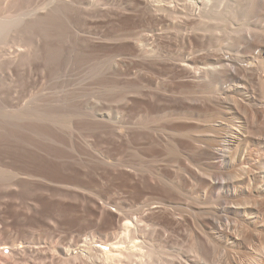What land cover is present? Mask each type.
I'll return each instance as SVG.
<instances>
[{
    "label": "bare ground",
    "instance_id": "obj_1",
    "mask_svg": "<svg viewBox=\"0 0 264 264\" xmlns=\"http://www.w3.org/2000/svg\"><path fill=\"white\" fill-rule=\"evenodd\" d=\"M107 1L11 0L0 12V199L51 181L20 148L58 149L62 130L94 122L120 155L83 162L119 167L125 193L98 195L114 219L82 251L18 246L0 228V264H264V0ZM132 14L137 25L116 26ZM99 17L108 31L81 37ZM72 58L99 92L119 95L113 117L82 109V88L27 97L29 70L54 83Z\"/></svg>",
    "mask_w": 264,
    "mask_h": 264
},
{
    "label": "rangeland",
    "instance_id": "obj_2",
    "mask_svg": "<svg viewBox=\"0 0 264 264\" xmlns=\"http://www.w3.org/2000/svg\"><path fill=\"white\" fill-rule=\"evenodd\" d=\"M32 1H33L32 4H36V1L40 3V2H43L44 0H32ZM123 1L128 2L130 0H108L106 4H104L103 7H105V5H108L109 3H114L116 5L117 2H123ZM10 2L11 0H1L0 12L1 10L8 7ZM6 13H8V11ZM131 16H133V14ZM117 20L120 23L117 22ZM117 20H116V23H117L116 26L118 25L119 27L121 26L126 27V25L130 27V25L134 26V25H137L139 22L136 16L131 17V20H126V24H125V20L123 19H120V20L117 19ZM107 24L108 23L105 20V18L99 17L97 20L95 19L91 21L87 26L88 28L84 30L85 33L82 31L80 35L81 37L86 35V31L89 32V29L90 31H94V32H99L101 30L102 32L104 31L107 32L109 27L112 26L111 24L110 26ZM142 29L143 28H141V30ZM139 30H140V27H136L133 29L125 30V31L136 32ZM122 31L124 30L118 31L116 33H119ZM163 45H166L168 47V42L163 41ZM116 46L111 45V49L116 50L118 47ZM167 47L164 46L166 50L168 49ZM175 49L181 51L183 47L182 45L178 44V46L175 47ZM167 51H169V49ZM62 52H65V50L63 49ZM116 52L118 53V51L116 50L110 54L111 56L114 57V59L117 60L120 56H119V53L116 54ZM110 54H107L108 57L107 55H105L106 57L104 56L107 59L108 64H110L111 61L113 60V57L109 56ZM104 57H102V59H105ZM106 59H105V62H106ZM71 60H70L71 61L70 64H68L70 65L69 67H66L65 69L63 68L60 69L59 74L61 75V79L56 80L55 81L56 83L55 82L52 83L51 81H49V77H43L41 73L37 74L35 70H31V71L29 70L30 76L28 77L27 81H28V84L30 85V90L28 92V94L29 93L30 94L27 97H29L31 94H37V93L42 92L44 88L46 89L50 87L52 84H54V87L56 86L58 89L62 88L61 90H63L64 87L68 88L67 86H69V89L82 88V92L84 95L81 96L79 100V102L82 100L80 102V107L82 109H86L94 113L100 112V113L110 114L113 117L116 114L117 110L121 109V106H119L121 105V103H119V95L110 98L106 94H102L101 92H99L98 91L99 85L97 84L98 77L96 76V74L94 73L90 74L89 70L88 72L85 69L84 70L81 69V67H79L76 64L75 58H72ZM93 61L95 60L93 59L91 61V64ZM95 124L96 122L92 124H87L86 126H84L82 131L74 130V131H71L70 134H67L64 132V130H62L68 136L65 134L64 136L61 131L60 134L62 138L63 137L65 138L63 139L61 138V142L63 143H60L58 145V149L57 148L54 149L55 151L53 149L51 150L50 147L52 146H49L50 143L49 141H47V139H44L42 141L43 143L41 142L42 144L40 148L42 149L39 150L40 151L39 153L35 152L37 151L35 148L31 147L32 149H29L27 145L24 148H20L22 151V154L25 151H27L26 149H28V151L29 150L31 151V152L29 151L30 153L25 152L23 154V157L21 159L23 163L25 164V162H27L30 168L33 167L31 168L32 170H36V168L39 169V167H41L39 170L42 172L41 169H43V173L46 172L45 174H43L45 176V179L48 178V180L49 181L51 180V181L47 183V180L44 181L43 179L40 183L41 185H39L37 189L32 185V183H26L22 188L19 187L15 190L17 197H14L13 199L8 198V197L0 199V226H1L0 228L2 229L3 234H4L2 235V238H5V239L11 238L13 240L15 238V243L18 244V246H24V245L28 246L30 244L33 245V244L39 243L42 246V249L44 250L47 249L46 250L47 252L52 251V250L59 251L62 248L63 249L67 248L71 251H77V250L82 251V249L85 248L84 246L86 244L85 243L86 241L91 242V240L97 239L100 235L106 232V229H108L107 221H109L110 218L114 219L115 209L114 207L109 206V205H106L107 207V208L105 207L106 209L101 207L102 200L98 198V195L100 196L102 194L103 196L105 195L106 197L109 195L107 197L108 199L109 197H112V196L114 198L115 197L117 198L119 196L123 197L125 196V193L122 190L123 180L121 178V174L120 172H117V171H120V169H118L119 167L117 166L112 167L113 166L112 165L109 168V166H107L104 162H102L103 164L101 162L97 163L95 159H94L95 164H94V161L92 162L89 160L86 161L85 159H84L85 162H83V158L87 157V154L88 156H90L89 154L90 152L92 154H96V156H99V157L100 155L103 156L107 154L111 156H117V157H119L120 155V149H119L120 146H118L117 143L109 142L110 139L101 131V127L98 126V128L100 129L99 130L96 127L97 124L96 125ZM89 127H90V130H88ZM94 129L95 130L98 129V130L95 131ZM84 131H86V133H83ZM79 133H81V135ZM66 137L68 138L66 139ZM46 141L49 144H46L44 146L43 144H45L44 142ZM58 150H61L59 151V154H58ZM54 152H56L57 155ZM70 152H71V156L68 158ZM37 157H39L40 159L39 158L37 159ZM23 158L25 160H23ZM70 158L71 159L75 158L73 160L75 162L70 160ZM111 159L113 160V158ZM80 161L82 162L81 164H80ZM85 163L87 164L86 166H85ZM96 164H99L98 167H100L101 165V167L97 168ZM87 166H90V167H87ZM67 167L69 168L67 169ZM72 167H73V170H72ZM111 167L113 169H111ZM105 168L112 170L113 176L111 178L107 176V172ZM87 171L89 172L88 174L86 173ZM114 175L116 177H114ZM90 178H92V180ZM54 180L56 182H54ZM60 180L61 182H59ZM70 180L71 182H69ZM88 181L90 184L88 183ZM43 182H45L46 184ZM71 183L73 186L71 185L69 187L68 185H70ZM77 183L79 184L80 187L81 185L83 187L80 188ZM76 184L79 187L77 188L81 189L80 191L76 188L75 186ZM132 184H131V187L133 189H135L138 186V184L136 183H132ZM47 185L49 187H47ZM74 187L78 191H76ZM138 187H140L143 190L145 189V185L144 186L139 185ZM84 189L86 190V192ZM136 190L137 189H135V191ZM93 194H95V196H93ZM4 246L6 245H2L1 247H4Z\"/></svg>",
    "mask_w": 264,
    "mask_h": 264
}]
</instances>
